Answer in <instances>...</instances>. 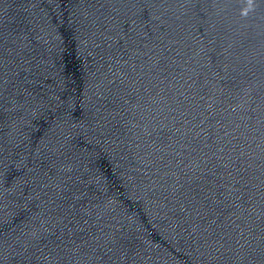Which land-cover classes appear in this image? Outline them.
<instances>
[{
    "label": "water",
    "instance_id": "obj_1",
    "mask_svg": "<svg viewBox=\"0 0 264 264\" xmlns=\"http://www.w3.org/2000/svg\"><path fill=\"white\" fill-rule=\"evenodd\" d=\"M0 264H264V0H0Z\"/></svg>",
    "mask_w": 264,
    "mask_h": 264
}]
</instances>
